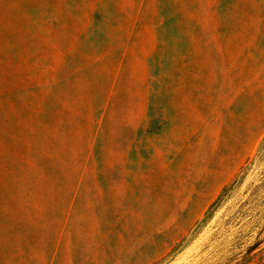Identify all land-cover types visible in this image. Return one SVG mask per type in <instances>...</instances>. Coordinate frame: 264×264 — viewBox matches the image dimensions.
Listing matches in <instances>:
<instances>
[{
  "label": "rangeland",
  "instance_id": "rangeland-1",
  "mask_svg": "<svg viewBox=\"0 0 264 264\" xmlns=\"http://www.w3.org/2000/svg\"><path fill=\"white\" fill-rule=\"evenodd\" d=\"M0 264H264V0H0Z\"/></svg>",
  "mask_w": 264,
  "mask_h": 264
}]
</instances>
